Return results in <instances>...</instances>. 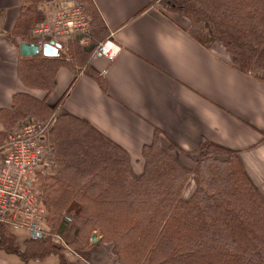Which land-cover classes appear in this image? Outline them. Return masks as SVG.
Segmentation results:
<instances>
[{"label":"trees","instance_id":"trees-1","mask_svg":"<svg viewBox=\"0 0 264 264\" xmlns=\"http://www.w3.org/2000/svg\"><path fill=\"white\" fill-rule=\"evenodd\" d=\"M53 1L24 0L12 34L32 42L30 29L43 20L40 5ZM161 1L187 21L186 32L204 48L221 45L235 70L248 74L264 68V0ZM76 2L90 28L61 43L68 59L37 54L17 63L20 82L43 91L44 98L16 93L10 107L0 110V151L23 121L48 126L54 170L37 171L35 187L51 235L63 238L75 252L109 244L122 264H264V193L250 180L236 151L206 142L189 163L172 142L163 144L155 129L152 142L142 147V172L135 177L123 148L86 120L55 114L65 93L54 105L47 104L60 68L73 75L72 82L82 70L97 75L89 61L106 28L92 0ZM188 184L192 191L186 197ZM94 233L97 243L90 242ZM48 236L29 237L20 250L10 225L0 220L1 250L24 261L58 255L59 264H80L67 260L64 247Z\"/></svg>","mask_w":264,"mask_h":264},{"label":"crops","instance_id":"crops-1","mask_svg":"<svg viewBox=\"0 0 264 264\" xmlns=\"http://www.w3.org/2000/svg\"><path fill=\"white\" fill-rule=\"evenodd\" d=\"M92 1L106 28L105 39L111 36L120 50L112 61L91 56L89 67L97 75L82 70L72 82L73 75L60 68L46 97L54 105L65 93L55 114L84 119L123 148L135 177L142 172V147L152 142L157 129L162 143L172 142L186 162L196 161L206 142L236 151L264 193V68L248 74L235 70L221 45L204 48L186 32L185 19L161 11L152 0ZM23 5L24 0H0V110L10 107L16 93L45 96L25 88L17 74L19 44L31 42L12 34ZM3 130L0 122V145ZM44 156L37 171L52 172V157ZM191 191L188 184L185 196ZM26 229L10 226L20 250L30 237ZM80 253L69 247L63 251L67 260L80 264H122L106 243ZM0 264H59V256L24 261L0 249Z\"/></svg>","mask_w":264,"mask_h":264},{"label":"built area","instance_id":"built-area-1","mask_svg":"<svg viewBox=\"0 0 264 264\" xmlns=\"http://www.w3.org/2000/svg\"><path fill=\"white\" fill-rule=\"evenodd\" d=\"M90 25L75 0H62L41 23L31 28L30 37L38 47L61 44L70 36L84 34ZM120 48L109 36L100 42L92 56L114 60ZM47 124L28 122L10 135L9 146L0 158V220L13 227L34 224L41 233L46 209L35 187L36 172L45 157Z\"/></svg>","mask_w":264,"mask_h":264},{"label":"rangeland","instance_id":"rangeland-1","mask_svg":"<svg viewBox=\"0 0 264 264\" xmlns=\"http://www.w3.org/2000/svg\"><path fill=\"white\" fill-rule=\"evenodd\" d=\"M60 1H62V0H54L53 2H51V3H42L41 5H40V13H41V16H42V19L44 20L47 16H49L50 15V13L55 9V7H56V5L60 2ZM77 1V0H76ZM154 5H155V7H157V8H159L161 11H163V12H165V13H168V14H174V13H171V12H169L168 11V8L164 5V3L161 1V0H156L155 1V3H154ZM176 16H177V14H175ZM179 18H181V17H179ZM178 18V19H179ZM42 20V21H43ZM41 21V22H42ZM40 22V23H41ZM30 33H31V29H30V32H29V36H30ZM30 39H32L31 37H30ZM33 41H34V39H33ZM84 44V43H83ZM62 51L64 52V50L62 49ZM65 53V52H64ZM66 54V53H65ZM68 57V56H67ZM59 59H61V58H59ZM68 59V58H67ZM32 121H34V122H36L35 120H32V119H28V120H26V121H23V123H21L20 125H22V124H26V123H28V122H32ZM19 125V126H20ZM18 126V127H19ZM16 130V129H15ZM45 148H46V158L48 159V158H51L52 157V152H51V149H50V146H49V143H50V141H49V137H48V135H47V138H45ZM190 163V162H189ZM186 197H188V195H186ZM50 229H51V224L50 223H48V221H47V211H46V213H45V217H44V221H43V225H42V228H41V233L43 232L44 234H49V236H48V238L49 239H51V242L54 244V245H57V246H62V247H64V249H66V247L67 246H65L66 244H65V240L63 239V238H61L60 236H54V235H51V231H50ZM26 230H29V229H26ZM40 233V234H41ZM95 236H96V233H95ZM96 238H98L97 236H96ZM90 242H94V241H91L90 240ZM86 249H89V247H87ZM86 249H84V250H86ZM83 250V251H84ZM73 252H75L74 250H72ZM82 251V252H83ZM76 253H78L77 255H79V253L80 252H76ZM81 254V253H80ZM85 253H83V255H84ZM75 255V254H74Z\"/></svg>","mask_w":264,"mask_h":264},{"label":"water","instance_id":"water-1","mask_svg":"<svg viewBox=\"0 0 264 264\" xmlns=\"http://www.w3.org/2000/svg\"><path fill=\"white\" fill-rule=\"evenodd\" d=\"M19 53L22 57L27 56H35L37 54H41L44 57H51V58H61L67 59V55L62 51L59 44L53 43H44L42 47H38V45L33 43H25L22 42L19 44ZM30 237L40 236L37 228H35L34 224L30 225ZM97 238L95 233L91 236V241H95Z\"/></svg>","mask_w":264,"mask_h":264}]
</instances>
